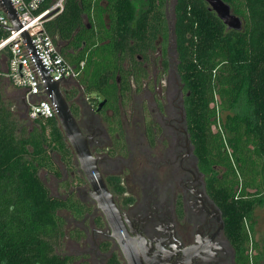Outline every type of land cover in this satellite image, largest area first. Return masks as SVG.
<instances>
[{
    "label": "trees",
    "instance_id": "1",
    "mask_svg": "<svg viewBox=\"0 0 264 264\" xmlns=\"http://www.w3.org/2000/svg\"><path fill=\"white\" fill-rule=\"evenodd\" d=\"M223 1L242 19L241 31L228 29L205 0H65L46 29L54 42L75 44V54L65 57L73 65L85 62L86 91L103 93L111 103L117 100L125 52L133 56L148 32L167 34L166 7L173 5L177 70L188 93L184 105L199 168L240 263L260 264L264 257L251 249L257 246L254 212L264 205V0ZM8 37L0 29V43ZM8 53L4 49L1 56ZM124 86L127 91L128 82ZM3 95L0 264H70L59 250L66 236L60 212L81 219L85 207L73 197H55L40 173L59 180L51 153L72 170L73 150L56 118L31 121L28 129L25 111L19 117ZM110 180L123 190L117 178ZM110 264L121 263L113 256Z\"/></svg>",
    "mask_w": 264,
    "mask_h": 264
},
{
    "label": "flooded vegetation",
    "instance_id": "2",
    "mask_svg": "<svg viewBox=\"0 0 264 264\" xmlns=\"http://www.w3.org/2000/svg\"><path fill=\"white\" fill-rule=\"evenodd\" d=\"M165 16L167 34L148 32L136 43L133 56L125 52L116 102L109 103L103 93L86 91L85 62L77 78L60 83L61 95L88 141L142 264H241L191 140L184 105L188 93L178 74L171 30L172 4L167 5ZM56 44L64 56L75 54L70 39L57 38ZM24 116L30 123L26 110ZM73 154L72 170L59 157L55 161L61 178L54 180L67 192L54 196L73 197L84 205L81 219L69 211L60 212L66 221L65 242L69 239L84 251L60 254L70 264H110L113 256L128 264L89 195L91 187ZM112 178L118 179L123 190L116 189Z\"/></svg>",
    "mask_w": 264,
    "mask_h": 264
},
{
    "label": "built area",
    "instance_id": "3",
    "mask_svg": "<svg viewBox=\"0 0 264 264\" xmlns=\"http://www.w3.org/2000/svg\"><path fill=\"white\" fill-rule=\"evenodd\" d=\"M7 1L22 28L13 30V24L0 5V29L9 33V37L0 43V62L4 63V68H0V79L22 93L30 121L57 118L59 103L50 92L51 86L77 78L84 67V62L73 65L46 29V24L63 12L65 0ZM4 49L9 50L6 59L1 56Z\"/></svg>",
    "mask_w": 264,
    "mask_h": 264
},
{
    "label": "water",
    "instance_id": "4",
    "mask_svg": "<svg viewBox=\"0 0 264 264\" xmlns=\"http://www.w3.org/2000/svg\"><path fill=\"white\" fill-rule=\"evenodd\" d=\"M205 2L208 5V9L214 12L228 29L234 31H241L243 29L242 19L233 13L229 4L223 0H205ZM0 5L6 13L7 18L13 24V30L15 32L20 30L22 26L10 3L7 0H0ZM173 28L174 25L171 23L172 31ZM23 36L27 37L26 33H24ZM59 85L60 83H54L50 89V92L55 95V100L59 103L57 120L69 145L76 155L80 171L83 173L87 183L91 187L89 195L97 202V208L101 211L110 227L112 236L120 245L127 263L142 264L137 252L133 249L121 213L119 212L113 196L98 168L96 159L92 156L89 150L88 141L82 134L68 102L62 97Z\"/></svg>",
    "mask_w": 264,
    "mask_h": 264
},
{
    "label": "rangeland",
    "instance_id": "5",
    "mask_svg": "<svg viewBox=\"0 0 264 264\" xmlns=\"http://www.w3.org/2000/svg\"><path fill=\"white\" fill-rule=\"evenodd\" d=\"M1 88V92L3 95V100L4 101H8L11 104H14V109H15V114H17L19 117L22 116L23 114V110L25 111V107L23 104V97H22V93H20L19 91H16L14 88H12L8 83L3 82L0 86ZM220 116H222V113L219 114ZM223 117H225V114L223 115ZM26 123H29L26 121ZM28 129L31 128V124H28ZM30 127V128H29ZM52 157H54L55 161H58V156H56L54 153H51ZM40 177L42 178V180L47 184V186L49 187V189L52 191L53 195H59V196H64L65 193L67 192L66 190L64 191L61 187H58V182L56 180H53L49 177L46 178V174L44 172L40 173ZM252 223L254 224V237L253 240L254 242L257 244V246L252 247L251 252L252 253H260L262 257H264V253H263V245H264V205H262L261 207H258L255 212H254V216H253V220ZM72 228L69 227V229ZM78 250V252L84 251V248H79L76 249V247H74L73 243L67 239V241L65 242V240H63L61 242V244L59 245V250L62 253L65 254H76L75 250ZM260 264H264V261L260 262Z\"/></svg>",
    "mask_w": 264,
    "mask_h": 264
},
{
    "label": "crops",
    "instance_id": "6",
    "mask_svg": "<svg viewBox=\"0 0 264 264\" xmlns=\"http://www.w3.org/2000/svg\"><path fill=\"white\" fill-rule=\"evenodd\" d=\"M4 80V79H3ZM5 81V80H4ZM6 83H8L7 81H5ZM9 84V83H8ZM10 85V84H9ZM11 86V85H10ZM12 87V86H11ZM13 88V87H12ZM15 89V88H14ZM16 91H19V90H17V89H15Z\"/></svg>",
    "mask_w": 264,
    "mask_h": 264
}]
</instances>
